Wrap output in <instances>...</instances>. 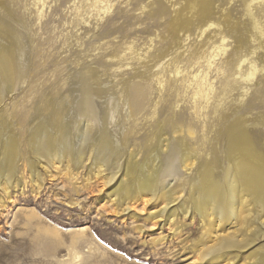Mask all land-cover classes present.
I'll return each instance as SVG.
<instances>
[{
    "label": "rangeland",
    "instance_id": "rangeland-1",
    "mask_svg": "<svg viewBox=\"0 0 264 264\" xmlns=\"http://www.w3.org/2000/svg\"><path fill=\"white\" fill-rule=\"evenodd\" d=\"M0 1L15 17L10 28L19 35L15 46L7 43L5 48L16 69H28L25 82L3 104L9 132L20 141L22 160L10 194L0 189V264H218L202 258V248L213 244L226 227L204 238L206 228L193 201L208 165L215 167L213 176L231 169L206 144V137L222 128L218 116L243 119L264 114L250 109L264 101V36L258 39L251 25L254 17L264 30V1L214 0L216 25L206 33L190 26L174 42L170 32L193 19L194 0ZM8 14L0 9L4 19L10 20ZM223 38L226 51L216 55L215 46ZM243 45L244 64L234 53ZM164 51L169 54L161 58ZM251 65L257 73L246 85L243 69ZM99 85L110 99L124 90L129 99L104 103L91 94V88ZM43 87H51L44 97L54 95L57 104L73 95L88 108L90 113L77 130L93 120L111 141L122 145L124 156L113 181L109 170L97 174L90 168L88 152L83 164L70 168L36 165L38 186L37 172L27 163L36 159L26 146V136L42 104L32 101ZM206 88H211L209 103L196 100L195 93ZM24 105L26 112L20 117L18 110ZM173 118L180 120V129L197 136L192 144L199 148L197 163L190 171H185L173 140L166 152L158 149L163 131L164 138L172 139L173 130L161 127ZM191 120L195 125L190 127ZM237 140H243V126L228 139V148ZM257 140L264 146V132ZM218 151L223 155L222 146ZM152 153L162 164L156 196H147L148 202L124 201L115 191L126 164L132 158L141 165L138 177L144 178L142 167L154 169ZM220 181L221 177L213 184L220 186ZM173 197L176 201L167 206ZM182 205L188 213L182 212ZM172 210L176 214L169 218ZM261 252L264 239L249 251L230 253L220 264L249 262Z\"/></svg>",
    "mask_w": 264,
    "mask_h": 264
},
{
    "label": "bare ground",
    "instance_id": "bare-ground-1",
    "mask_svg": "<svg viewBox=\"0 0 264 264\" xmlns=\"http://www.w3.org/2000/svg\"><path fill=\"white\" fill-rule=\"evenodd\" d=\"M214 6V0H198L197 3L196 0L192 1L191 9L196 14L186 25L170 32L171 40L174 42L180 31L188 32L190 26L198 28L202 33L210 30L216 25L212 15ZM0 9L6 10L10 18V20H6L0 15V107H3V104L13 97L18 87L25 82L28 77V69L26 67L16 69L12 55L5 48L7 43L15 46L19 40V35L15 29L10 28L15 17L4 7L1 1ZM251 25L256 30V37L261 39L264 36V30L257 27L256 18L251 17ZM224 42L225 38L222 39V43L215 46L216 55L226 51ZM246 50L243 45V47L238 48L237 52H234L238 56V63L243 62L244 64L246 62ZM168 54V51H164L160 57L165 58ZM250 67L251 69H243V84L246 85L253 81L257 73L254 65ZM176 69L177 74L182 72L178 66ZM50 88L43 87L32 101L35 103L42 100L38 115L33 120L31 132L28 134V131L26 136V146L36 159L27 161L30 167L33 166V172H37L36 165H43L49 169L56 164L64 165L66 168H70L71 164H83L87 153L90 152L89 159L92 157L90 168L96 169L97 174H101L105 169L109 170L112 173L109 178L114 179L117 176L118 164L124 156L122 145L111 141L103 129L99 128L93 120H88L82 129L77 130L84 116L88 115L90 111L77 96L69 95L58 104L53 101L55 97L53 93H51L52 97H44ZM210 92L211 88L209 90L207 88L200 89L195 93V98L196 100L204 98L209 103ZM245 93L247 91L244 88L243 96ZM91 94L108 104L125 103L129 99L125 98L128 95L126 90L110 99L103 93V87L100 85L91 88ZM251 104L254 103L251 102ZM4 107L0 109V189L8 194L9 188L15 181L18 172L17 165L22 160V154L19 139L9 132ZM26 107L27 105H24L18 110L20 117L25 115ZM130 108L132 109V105ZM250 109L264 110V101L250 106ZM134 113L135 110L132 109L131 116ZM38 118H41V122L36 123ZM218 121L222 125L221 130L212 137H206V144L214 150L215 157L225 161L231 169H222L219 175L213 176L215 167L213 165L207 166L204 174L201 175L200 191L195 193L193 208L201 214V221L206 228L204 238H211L216 232V228L226 227L225 230L223 229V233L217 235L213 244L202 248L203 253H201L202 258L206 261L220 264L222 258L228 259L230 253L249 251L250 248L264 239V146L259 144L257 140V136L264 132V114L257 118L243 115V119H232L228 115H222L218 116ZM179 124L181 126L180 120L173 118L162 125V130H165L164 127L167 125L174 134L172 139L171 137L167 139L164 138L166 133L163 131L164 137H162L158 149L160 152H166L170 148L171 140H173L176 143V149L180 152L185 171H190L197 163L195 150L199 148H192L197 136L192 131L187 134L183 129H180V126L178 127ZM193 125L195 123L191 120L188 126ZM241 126H243V140L235 141L228 148V139ZM251 133L253 135L247 137ZM93 140L96 142L92 143ZM221 146L223 155L219 154L218 151ZM154 154L150 155L154 169L142 167V169L144 168V178L138 177L141 165L134 163L132 158L126 164L124 176L118 180L117 192L115 191L125 198L124 201L140 198L144 199V202H148L147 196H156L155 183L161 176L162 164ZM218 176L222 178L220 186L213 184L215 179L219 178ZM35 177L38 180L36 183L39 182V172L35 174ZM40 184L39 182L38 186ZM164 195L165 193L162 195L165 201L168 197ZM176 199L173 197L172 200L168 201L167 206ZM165 210H161V216H164ZM182 212L188 213V209L184 205H182ZM175 214L176 211L172 210L167 215L170 218ZM207 224L208 227H206ZM232 227L234 229L231 230ZM242 264H264V252L254 253L249 262Z\"/></svg>",
    "mask_w": 264,
    "mask_h": 264
}]
</instances>
